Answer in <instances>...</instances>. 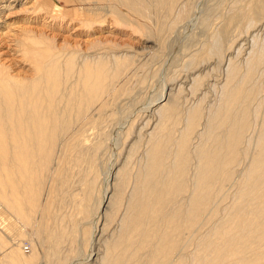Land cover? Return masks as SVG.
I'll list each match as a JSON object with an SVG mask.
<instances>
[{
	"label": "bare ground",
	"instance_id": "obj_1",
	"mask_svg": "<svg viewBox=\"0 0 264 264\" xmlns=\"http://www.w3.org/2000/svg\"><path fill=\"white\" fill-rule=\"evenodd\" d=\"M113 1L143 18L148 17L143 5L150 11L154 7L161 31L177 28L176 40L192 23L194 27L202 20L203 26L217 24L205 47L201 43L203 54L198 50L200 57L207 54L211 56L207 60L224 64L215 103L208 104L205 112L203 99L214 81L208 79L209 70L204 75L209 61L201 57L204 63L179 70L174 81H166V91L152 106L139 108L132 118L111 127L113 106L135 91L129 83L136 73L126 74L131 70L129 62L122 66L114 60L110 74L104 60H73L72 52L63 55L53 32L48 36L40 30V36L32 32L17 40L0 31V205L26 224L38 213L40 228V205L49 203L46 199L42 203L40 195L51 171L50 187L59 192L58 200L73 207L81 201L80 218L71 220L70 228L89 220L88 238L82 229L84 242L77 249L70 245L69 233L60 228L62 219L71 215H61L57 230L48 223L41 225L42 231H51H46L47 253L40 264H264V0H227L220 9L218 3L212 10L206 7L209 13L202 8L204 2L198 6L199 0ZM27 2L0 0V28L8 25L11 10L20 11ZM52 10L42 12L43 26L53 23L50 17L58 7ZM202 12H207L205 17ZM101 16L94 23H111L110 29L121 17ZM231 30L236 31L235 38L227 42ZM109 32L91 42L104 40ZM142 40L139 49L153 46L146 45L154 43L149 36ZM222 42L229 45L225 52ZM231 53L235 56L228 57ZM189 56L188 60L194 59ZM13 58L22 60L24 75L13 73L18 72ZM184 91L196 96V102L183 106ZM108 128L115 148L120 133L130 129L134 135L124 143V152L111 151L103 172L99 163ZM135 153L144 161L133 158L139 161L134 169L130 162ZM99 177L104 188L98 204L103 208L93 212L95 202L90 205L89 197ZM113 222L119 225L116 234ZM12 246L0 233V264H39L34 252L25 255L20 245Z\"/></svg>",
	"mask_w": 264,
	"mask_h": 264
},
{
	"label": "rangeland",
	"instance_id": "obj_2",
	"mask_svg": "<svg viewBox=\"0 0 264 264\" xmlns=\"http://www.w3.org/2000/svg\"><path fill=\"white\" fill-rule=\"evenodd\" d=\"M21 1H28L27 3H25V8L21 9L20 11L17 10L18 8L11 10L9 20L7 21L8 25L5 26L6 29L3 28V26L0 28V31L7 32L6 34H8V36L13 35L17 40H24L26 35H29L30 33L32 34V32H34L35 35L40 36V30L48 36H50V34L55 33V35L53 34V36H55V39H54L55 42L54 43L58 44L59 46H62L63 51H64L63 55L64 54L69 55L72 52L74 54L73 60H84V59H87L90 61L91 60H104L105 62H107V64L110 67V71H109L110 74H111L112 69H113V65H111V64L115 63V62H113L114 60H120L119 61L120 64L123 63L122 66L127 65V63L129 62V65L131 66V70H129L130 73H128L129 71H127L126 74L130 75V74H133L134 72L136 73L135 74L136 80L133 79L132 80L133 82L131 81L132 83L131 82L129 83V85L131 87H133V86L135 87V89L133 87V90H135V91H132V94L121 99V101H119L117 105L113 106L112 113H111V117H112L111 119L113 120V123H112L111 127L113 125H115L117 122H121L122 120H124L128 116H131L130 118H132V116L137 114V110L139 108L140 109L141 108L147 109L148 107L152 106L153 104H151V103L158 97V95L160 93L166 91V87H164L165 82L168 81L169 79L172 80L174 77H176V74L179 72V70L184 69V71H185L186 69L190 70V68H192V67L195 68V66L198 67V65L201 64V62L204 63L203 60H205V62L206 61L208 62L209 60H207L206 56L208 57V59L211 58V56L207 55V54L205 56V54H204L205 58H204V56H201L203 58V60H202L200 55H202L203 52L200 49L204 50L203 49L205 47L204 45H206V43L210 40L211 35L213 34V32L211 34V30L212 31L214 30V32H215V29L216 30L218 29L217 24H213V25L210 24L212 22H209V24L207 23L206 24L207 27H206V25L203 26V24H202L203 20H202V22H201L202 25L198 22L197 26H196L197 28L192 25L193 23L190 24L188 26V28L180 35V37L178 36V38L176 40V37L178 35L176 33L177 28L175 30L176 32L174 30H168L170 33L174 32L173 34L168 33L167 29H166V31L164 29H162V31H161L158 22H156L157 20H156V17L154 16L155 10H154V7H152V6H150V7H151V9L153 8V10L150 11V8H148L147 5H146L147 7L145 5H143L144 11L146 12V16L148 15V17L143 18V17L137 15V13L133 12L130 8H127L126 6H124L123 4L120 5L116 1L110 2L111 0H99V1L98 0H96V1L95 0L94 1L93 0L92 1H90V0H21ZM202 2H204L205 7H202V6H204V4ZM225 3H228L227 0H223V1L222 0H208V1L207 0L206 1L205 0L204 1L199 0L198 6L202 5L201 7L203 9L205 8L204 11H208V13H209L210 10H212L213 8L216 7V6H213L214 4L215 5L217 4V7L218 6L223 7ZM55 5L58 7V10H56V11L54 10V12H53L54 16L50 17V19L54 17L52 20H50V22H53V23H50L48 25V27H47V25L43 26L41 24L42 22L40 21V19L45 17V13H42V12L48 11V10L51 11L53 6H55ZM37 7H40V9H41L40 13H38V11H35V10H37L36 9ZM206 7H209L208 9H210V10H208ZM145 8H147V10H145ZM221 10H223V9L221 8ZM216 11L218 12L220 10H216ZM55 12H56V16H55ZM202 13H203L202 16L205 17L204 15H206L205 13H207V12H205V13L202 12ZM49 15H53L52 12H50ZM101 15L107 16L113 20H115L114 19L115 17L117 18V17L121 16L119 18H121L122 20L121 19L119 20V18H117V20L119 22L117 21L118 22L117 24H115L113 26L111 25L112 27L110 26L111 27V29H110V28H107V25H109L111 23H109V24H108V22H106L105 24L94 23V22H96L95 21L96 19H99L102 17ZM31 18L32 19L36 18V19L32 20ZM46 19L48 20L49 18H46ZM82 24L84 26H82ZM86 24H88L90 26L86 27ZM0 25H2V24H0ZM198 25H200V26H198ZM201 26L205 27L206 31H208V29H206V28H209L210 32L209 31L208 32L210 34L208 32H205V30H203L205 33L208 34V35L207 34L204 35V37H203L202 33L204 34V32L201 31L202 32L201 33L200 30H202L204 28ZM200 27H201V29H199ZM215 27H217V28H215ZM194 28H196V29L193 30ZM178 29L181 30L182 28L181 29L178 28ZM108 30H111L112 32H109L110 36L107 35L105 37L106 39L104 38L105 41L103 39H99L100 41H97L96 44L91 42L93 38H96L99 36L102 37L101 35H105V33ZM98 31H103V34H98ZM232 31L233 30L229 31L231 33H228V34H230L231 38H230V36L227 38L228 40L225 38V40H224L225 43H226V40L228 42L229 39L233 40V38H235L233 36L236 33V31L235 32L233 31L234 32L233 34H232ZM178 33H179V31H178ZM167 34L169 36H167ZM189 34H190V36H189ZM199 34H200V36L198 37ZM144 36L145 37L149 36L155 44L149 42L146 45H153V46L151 48L149 47L147 49L141 50L138 47H140L139 45H141V43L143 41L142 39L144 38ZM205 36L206 37L209 36L210 38L207 37V39H206ZM201 37H202V39L204 38L203 39L204 42L202 41ZM198 38H199V40H198ZM196 41L197 42L199 41L197 43V45H196ZM224 42H222V45L225 44ZM230 42H229V44H230ZM199 43L200 44L202 43L204 47L202 46V44L200 45ZM193 45L194 46L196 45L197 50H196V48H194ZM224 46H222V47L225 49L222 48V50L225 52L226 49L229 47V45H228V47L226 44ZM201 47H203V48H201ZM192 48H193V51H191ZM194 50L196 52L198 50H200L201 54L198 51V53H196L194 56H191L194 58L193 60L192 59L188 60V56L191 55L192 54L191 52H194ZM222 52L220 53V55H224L223 54L224 52L223 53ZM174 55H175V58H174ZM231 55L233 57V56H235V53H231L227 56L229 57ZM195 56H197V57H195ZM216 56H218V55H215L212 57L215 58ZM227 56H225V58H224V56L223 57L220 56V57H222L223 59H226ZM191 57L189 56V58H191ZM198 57L201 59H199ZM17 58H13L14 60H12V61L16 62V70L18 72L13 71V73L18 74V75H20V74L24 75L26 67L23 68V65L20 64L21 62H19L22 60H17ZM172 58H173V60H172ZM222 58H219V59H222ZM165 59H166V61H165ZM240 59L241 58H237V61L239 62ZM6 62L8 63L7 60H6ZM223 62H225V60ZM216 64L217 63H214L213 60H210L209 65H207L204 68V75L208 76L210 73V75L208 76L209 77L208 79H212V80H210V82L214 81L213 83H215L217 81V83H218V84L215 83L217 86L216 85L212 86L213 83L209 84V85H211V87L215 88L216 90L209 87L210 88V91H209V88L207 89L208 86L207 85L204 86L203 90L206 92L209 91V92H207L208 94L205 92L206 93V95L204 97L205 99H203V102L205 101L204 102L205 106L203 105V107H205L204 110L206 109V107H209L210 105H212L213 102L215 103V101L218 97V92H219L218 90L220 89L219 85H221L220 80L222 78H224L223 76H225L224 64L222 63V64H220V66H218L219 64H217V66H216ZM240 64H243L242 59L240 60ZM187 65H189V66L187 67ZM221 66H222V68H221ZM210 67L212 68V70L210 69ZM177 68H179V69H177ZM213 68L217 69V70L213 71ZM168 69H169V71H168ZM222 69H223V71H222ZM207 71L209 73H206ZM217 71L220 73H218ZM213 72H215V74H213ZM216 74L219 77L218 76L215 77ZM221 74H223V75H221ZM129 75H127V76H129ZM211 75H212V77H210ZM207 76H204V78L206 77V79H207ZM221 76H222V78H221ZM140 78L142 80V84H141ZM172 81H174V80H172ZM135 82L137 84L136 86H135ZM131 84H133V85H131ZM139 84H141V85H139ZM136 87H137V89H136ZM138 87H139V89H138ZM214 90L216 92V96H215ZM183 94H186V95L184 96ZM209 95H210V97H209ZM212 95H213V97H212ZM192 96L193 95L189 94V92L186 93V91H184L180 96L182 99L181 100L182 105L188 106V105H192L193 103H195L197 98H196V96H193L194 98ZM184 97H186V99H188L185 102H184V100H185ZM207 97H209L210 99L209 98L207 99ZM212 99H213V101H212ZM203 102H202V104H203ZM208 104H209V106H208ZM114 110L116 112H113ZM205 112H207V109L205 110ZM120 130L123 131V128ZM106 132L109 135L105 139L103 151H102L101 159H100V163H99V167L101 168V170L103 172L106 170V165H107V160H108L107 158L111 154V151L115 154L117 152H124V150H123L124 143L126 142L127 138L130 139L134 135L133 130H130V129L128 130V132L120 133V135L116 138L118 148H115V143L113 142L115 139H114V137L110 136V128H108ZM137 154L135 153L133 155L134 157L132 156V159L130 162L131 165H133V166L135 165L134 169L137 168L136 165L139 164V161H140L139 158L141 159V157H142L139 154L137 156ZM139 156H141V157H139ZM133 158H135L136 160H139V161H136L135 159L133 161ZM142 160L144 161L143 158H142ZM143 161H140V162L143 163ZM134 162L138 163V164H135ZM47 176H48V178H47ZM45 177H46L45 179H46L47 183H46V181H44L45 179H43V181L46 184H44V182H43V187H45V188H42V192L40 195V199H42V200H40V201L43 203L45 201L44 199H46L45 202L49 201V203H47L45 205H43L41 203L42 205H40L42 207V208L40 207V228H38L39 227V225H38V221H39L38 213L36 215V218L35 217H33V219L31 218V220L29 221L30 223L26 224V223H23V222L19 221L18 219H16L11 213H9L5 208H3L0 205V226H1L0 227V233L3 236H5V238L7 239L8 242H10V244L13 245L12 247H16L17 245L18 246L20 245L19 249H20V251H22V253L24 252L25 255L30 254V252L31 253L34 252L35 253L34 255L39 257V258H37L38 263L40 262L39 259H41L43 257V254H45V252L47 253L46 237H48V233H49L48 231L51 229V227L53 230H55V228L57 230V228H59V225L63 223L64 225L62 224L60 230L61 231L65 230V229L67 230V233H69L68 234L69 238H71L70 239V245L74 244L75 247L74 246L73 247L75 249H77L78 246L81 245L82 242H84L85 238H88L89 232L91 231V227H92L90 224L86 223V222H89V220H88L86 222L83 221L86 224H84L82 222L81 225L80 224L76 225V227L77 226L78 227L77 228L75 227V228L78 231L81 228V230L79 232L76 229L70 228L71 220H74V222H76L75 220L80 218L79 214L82 210V203L80 204V207H79L78 205L81 201H78V202H76V204L73 207V206H69V205L65 204L64 202L58 200V198H59L58 193L59 192L56 190L51 191V187H50L53 185L51 182L54 183V180H52L53 179L52 171L50 172V174L48 172L47 175H45ZM50 179H51V181H50ZM101 182H102L101 177L96 178L95 184L91 189L90 195L92 197L91 196L89 197L91 199V201H89V203H90V205H92L95 202V204L93 206V212L99 206L98 202H99L100 188H102V189L104 188V186H101ZM48 183H49V185H47ZM127 194H128V192H126V196H127ZM56 195H57V197H56ZM83 202H84V204L86 203L85 201H83ZM123 206H124V204H122V206L120 208L121 210L123 209ZM101 208H103V205L99 206L98 212H101ZM43 211H44V214H42V216L43 215L44 216H43V218H41V213H43ZM64 211H65V213H64ZM53 212L55 214L52 215ZM45 213H46V215H45ZM73 213H74V215H76L77 213L78 214L76 216H74ZM119 214H117L116 216L118 217ZM61 215H63L64 217H68L69 215H71L72 217L69 216L68 220H67V218L62 219L63 221L61 220L62 221V223H61L58 220V219L64 218ZM82 215L83 214H81L80 216H82ZM51 217H52V219H51ZM58 217H60V218H58ZM48 218H49V220H48ZM73 218H75V219H73ZM88 219H90V218H88ZM58 222H60V224ZM45 223L49 224V225H47L48 227H50V229L48 228V231L47 230L42 231L41 225H43ZM53 224H54V226H53ZM82 225L85 228H83ZM112 226H113V228L115 227V230L113 233L116 234L118 232L117 229H119V225H117L116 223L113 222ZM86 227L89 231L86 229ZM82 229H83V233L85 232L84 235L86 234L87 237L82 236V234H83ZM72 230H73V232H72ZM46 231L48 233H46ZM70 231L72 232L71 234H70ZM76 231L78 232V234L75 233ZM73 233H75L77 235L80 234L82 236L81 238L83 240H81V238L79 237L80 235L78 237H76L77 236L76 235L73 238V236H74ZM115 234H113V235H115ZM110 236H112V235H110ZM78 238H80L79 240L81 242H79L77 244ZM71 240H73L74 242H71ZM76 246H77V248H76ZM75 249H73V251H76ZM83 252L84 251L80 250V254L82 256L85 254V252L84 253ZM75 263H77V262H75Z\"/></svg>",
	"mask_w": 264,
	"mask_h": 264
}]
</instances>
